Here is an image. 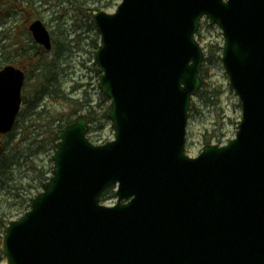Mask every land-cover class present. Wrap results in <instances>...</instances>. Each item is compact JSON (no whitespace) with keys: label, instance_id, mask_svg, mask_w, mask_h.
Instances as JSON below:
<instances>
[{"label":"water","instance_id":"95a60500","mask_svg":"<svg viewBox=\"0 0 264 264\" xmlns=\"http://www.w3.org/2000/svg\"><path fill=\"white\" fill-rule=\"evenodd\" d=\"M203 18L221 30L241 118L226 144L189 156ZM93 20L113 139L91 143L85 113L55 133L49 179L3 229L6 264H264V0H120ZM28 29L51 48L41 20ZM23 83L21 70H0V135ZM111 186L115 202L101 203Z\"/></svg>","mask_w":264,"mask_h":264},{"label":"rangeland","instance_id":"374dc122","mask_svg":"<svg viewBox=\"0 0 264 264\" xmlns=\"http://www.w3.org/2000/svg\"><path fill=\"white\" fill-rule=\"evenodd\" d=\"M119 2L120 0H26L23 5H30L32 8L29 21H26L22 12L7 15L0 12V54L4 57L0 60L12 58L23 51L27 55L38 51L40 46L28 30L29 23L36 18L42 21L51 35L53 48L47 52L38 51L41 61L29 71L22 88L23 102L36 93L34 84L38 73L50 77L57 74L61 89L68 93L70 99L79 102L89 100V105L96 108L95 117L98 122L90 123L89 131V137L94 143L112 139L113 129L110 122L102 116L109 102L101 97L98 87L99 73L94 56L99 44V34L93 15L99 10L113 12ZM196 39L205 55L209 45L223 43L221 30L218 26L209 24L206 19L201 21ZM207 70V95L215 103L209 104L198 96L191 98L185 144V151L189 156H196L207 143L226 144L235 136L241 118L240 100L229 84L221 60L208 65ZM43 104L49 117L41 116V119L36 120L39 124H52L55 127L57 120H65L70 111V106L63 101L52 102L44 98ZM81 113L84 111L79 114ZM76 116H71V119ZM55 118L56 121H53ZM27 123L28 121L23 123L22 118H19L18 128L0 138L2 146L8 145L0 160V264H6L1 252L2 225L19 218L29 209L30 199L41 191L42 182L50 176L53 167L51 156L54 148L41 142L44 127H31L30 134L21 143V147L15 149L13 143L21 137V125ZM102 202L112 205L115 194Z\"/></svg>","mask_w":264,"mask_h":264},{"label":"trees","instance_id":"16d2710c","mask_svg":"<svg viewBox=\"0 0 264 264\" xmlns=\"http://www.w3.org/2000/svg\"><path fill=\"white\" fill-rule=\"evenodd\" d=\"M27 1H31V0H27ZM23 2L25 3L26 0H3L0 1V12H2L1 14L7 15L10 13L16 14V13H21L24 15V17H26V21L30 19L31 15H32V8L30 5L28 6H24ZM3 17V16H1ZM41 51V48L39 47L38 51ZM221 50H222V46L219 45L218 43L214 45H209L208 46V51H207V55H205L204 60H203V64L202 67L200 69V76L202 78V86L200 88V90L196 93L195 96H198L200 98H203L206 100L207 103L209 104H214L215 102H213L210 97L207 95L208 91L206 90L207 88V83L206 80L208 78V70H207V66L213 64L215 61H219L220 60V55H221ZM38 51L33 54V55H29L27 56V58L29 59L31 68L34 67L35 64L39 63L41 61L40 59V54L38 53ZM24 59L22 58V61ZM57 74H55L54 76L50 77V76H44L42 73H38L36 75V81H35V86L37 88L36 93L30 97V98H26L25 101L23 102L22 108L17 116V120L16 123L14 125V128L12 129V131H14L16 129V127L18 128V119L22 118L23 123L25 121H28L27 124H22L21 125V137L17 140L16 143H13V145H15V149L18 150L21 146V143L26 140V137L29 136L30 134V128L31 127H35V128H45L43 133H44V138L41 141L42 144L45 143L46 146H51L52 149L55 148V142H56V138H55V133L58 129L62 128L63 126H65L66 124L70 123L72 121L71 116L73 115H78L80 112L84 111L87 113L88 117H89V122L93 123L96 120V108H94V106H90L89 105V100H82V101H78V100H72L68 97V93H65L62 89H61V84L58 83L57 81ZM101 97L105 100L108 101L107 98L100 92ZM44 98H47L49 100H51L52 102H59V101H63L66 104H68L70 106V111L69 114L66 116L65 120H62V118H60V120H57V125H55V127H52V124H43V123H38L36 120L41 119L42 117H49V112L45 109V105L43 104V100ZM39 108H41L40 110H38ZM106 111L103 112L102 116L104 118V120H108L107 118V112L109 107H106ZM48 113V114H47ZM56 121V118L53 120ZM52 121V123H53ZM62 121V123H61ZM98 122V121H97ZM11 131V132H12ZM11 132H9L8 134H10ZM7 135V134H6ZM0 138H2V135H0ZM42 144L37 148V150H39V148L42 146ZM8 145L3 144L2 146V151L0 154V160L1 158L4 156V151L7 149ZM19 152V151H17ZM9 168V167H8ZM7 179H9V176L7 177ZM47 180V179H46ZM43 184V182H42ZM109 196H113L114 197V191L113 188L110 187L108 188L102 195L101 197V201H104L107 199V197ZM32 198L30 199V203H31ZM30 203L28 205V208L30 207ZM4 222V224L8 223ZM2 227L4 228L5 225H2Z\"/></svg>","mask_w":264,"mask_h":264},{"label":"flooded vegetation","instance_id":"af4514ba","mask_svg":"<svg viewBox=\"0 0 264 264\" xmlns=\"http://www.w3.org/2000/svg\"><path fill=\"white\" fill-rule=\"evenodd\" d=\"M37 19V18H36ZM35 20V19H34ZM40 20V19H39ZM33 21V20H32ZM31 21V22H32ZM30 22V23H31ZM42 22V21H41ZM30 23H29V25H30ZM29 25H28V27H29ZM29 30V29H28ZM30 31V30H29ZM30 34H31V32H30ZM50 34V33H49ZM31 36H32V34H31ZM33 38V37H32ZM50 38H51V35H50ZM34 39V38H33ZM35 41V40H34ZM36 42V41H35ZM37 43V42H36ZM37 45H39L38 43H37ZM40 46V48H41V51H40V53L41 52H47V51H50V50H52V48H53V43H52V39H51V48L49 49V50H46L43 46H41V45H39ZM39 53V54H40ZM27 56H29V54L27 55L26 54V51H23L22 53H20L19 55H13L12 56V58H9V59H3V60H0V70L3 68V67H5V66H7V65H11V66H13V67H15V68H17V69H19V70H21L22 72H23V74H24V83L26 82V80H27V76H29V71H31V65H30V63H28L29 62V59H30V57H29V59L27 58ZM1 58H4L3 57V55L2 54H0V59ZM22 58L24 59L23 61H22ZM24 83H23V85H24ZM23 88V87H22ZM22 105H23V97H22V102H21V107H20V110H21V108H22Z\"/></svg>","mask_w":264,"mask_h":264}]
</instances>
